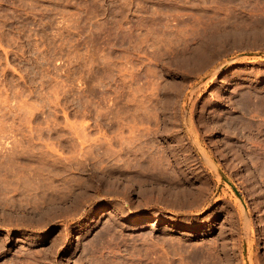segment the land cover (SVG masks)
Wrapping results in <instances>:
<instances>
[{
  "label": "rangeland",
  "instance_id": "obj_1",
  "mask_svg": "<svg viewBox=\"0 0 264 264\" xmlns=\"http://www.w3.org/2000/svg\"><path fill=\"white\" fill-rule=\"evenodd\" d=\"M0 264H264V0H0Z\"/></svg>",
  "mask_w": 264,
  "mask_h": 264
},
{
  "label": "bare ground",
  "instance_id": "obj_2",
  "mask_svg": "<svg viewBox=\"0 0 264 264\" xmlns=\"http://www.w3.org/2000/svg\"><path fill=\"white\" fill-rule=\"evenodd\" d=\"M123 219H128L127 217L123 216Z\"/></svg>",
  "mask_w": 264,
  "mask_h": 264
}]
</instances>
